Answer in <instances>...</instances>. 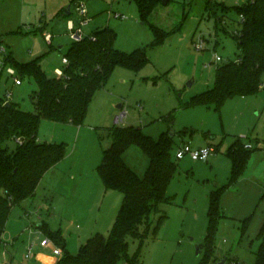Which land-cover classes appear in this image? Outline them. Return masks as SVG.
I'll return each mask as SVG.
<instances>
[{"label": "rangeland", "instance_id": "rangeland-1", "mask_svg": "<svg viewBox=\"0 0 264 264\" xmlns=\"http://www.w3.org/2000/svg\"><path fill=\"white\" fill-rule=\"evenodd\" d=\"M77 1L0 0V63L8 53L19 61L38 58L47 75L57 76L56 68L64 69L62 58L73 42L68 18L78 22L80 17ZM85 1L91 17L87 35L110 27L116 33V48L126 52L146 48L150 61L138 71L115 67L95 93L83 124L41 121V142L64 143L67 155L45 173L34 196L12 206L0 264H46L45 259L58 255L38 225L42 220L56 229L66 225V247L72 253L95 233L109 234L123 193L106 188L97 168L104 148L112 142L109 129L114 125L140 126L155 139L173 132V158L179 164L168 185L171 202L161 205L167 219L142 244L129 237V253L140 248L143 264H212L215 257L224 256L229 258L227 264L232 260L253 264L264 224V86L255 93L231 96L220 106L190 104L195 95L214 85L218 64L238 58L234 33L242 23L236 6L246 0H170L159 5L147 22L133 0ZM109 9L127 17L110 18ZM151 24L176 30L163 44L151 47ZM44 32L54 35L53 44ZM216 56L222 60L216 61ZM36 89L33 76H24L17 85L6 69L0 74V97L12 92L9 99L24 110H34ZM115 115L120 120L114 124ZM238 141L252 144L253 149L239 179L223 192L221 207L227 216L219 220L209 257L205 240L209 195L230 182L228 150ZM7 143L15 146L14 140ZM185 144L193 149L212 146L213 151L206 160L194 159L190 153L178 158L176 153ZM124 158L140 176L145 175L149 157L139 145L129 146ZM251 215L249 228L242 232V221ZM37 235L35 256L27 258L26 249Z\"/></svg>", "mask_w": 264, "mask_h": 264}, {"label": "trees", "instance_id": "trees-1", "mask_svg": "<svg viewBox=\"0 0 264 264\" xmlns=\"http://www.w3.org/2000/svg\"><path fill=\"white\" fill-rule=\"evenodd\" d=\"M133 1L145 22L162 4V0ZM236 8L242 15V29L234 33L240 54L235 60L218 64L214 85L195 95L190 104L220 106L231 96L255 93L264 86V0H246ZM151 27L154 32L151 47L163 44L176 30L169 31L156 24ZM115 38L112 28L103 27L82 40H73L65 53L69 63L64 66V74L54 77L47 75L38 58L19 61L11 53L6 54L5 62H10L21 78L33 76L37 89L32 95L34 110H24L0 97V247L12 206L34 196L45 173L67 155L64 143L41 142L38 137L41 121L83 124L95 93L108 81L115 67L138 71L150 61L146 48L126 52L115 47ZM173 135L164 132L155 139L134 125H114L109 129L112 142L104 148L97 169L106 188L123 193L114 224L108 235L97 232L77 253H72L66 247L62 230L52 229L43 221L40 226L44 233L62 250L54 264H143L140 248L129 253L128 238L138 239L142 244L151 231L158 232L168 217L161 205L171 202L168 185L179 165L173 158ZM17 137L22 138L21 143L16 141ZM9 140L15 141L14 147L9 146ZM133 144L139 145L149 157L144 176L125 161L124 153ZM252 149L241 141L231 145L228 150L231 180L209 195L205 237L209 257L214 252L219 220L225 217L221 207L223 192L239 179ZM251 219L252 215L242 221V232L249 228ZM259 238L261 243L253 264H264V224ZM217 258L212 262L218 261ZM237 264L245 263L237 261Z\"/></svg>", "mask_w": 264, "mask_h": 264}, {"label": "built area", "instance_id": "built-area-1", "mask_svg": "<svg viewBox=\"0 0 264 264\" xmlns=\"http://www.w3.org/2000/svg\"><path fill=\"white\" fill-rule=\"evenodd\" d=\"M76 10H77L78 15L80 16L79 20H78V22H76L72 18L69 19L68 20V29L70 31L71 38L73 40H75V41H79V40H82L85 37L89 36V35L86 34L85 27L90 24L91 17L89 16L87 2L85 0H78L77 1ZM108 14H109L110 18L114 17V18H118V19H124V18L127 17V15L125 13L120 12V11H116V10H113V9H109L108 10ZM44 37H45V39H46V41L48 43H52L53 34H51L50 32H44ZM196 47L203 48V45L201 43H197ZM3 50H4V48H3ZM62 60H63V63L65 65L69 63V59L66 56H64L62 58ZM220 60H222V58L220 56H216V61H220ZM4 69H6L8 74L13 78L15 84L19 85V84L22 83V78L19 75L17 69L13 65H10V66L7 67L6 66V62L0 63V74L4 71ZM56 73L59 76L63 75L64 74L63 68L62 69L61 68H57L56 69ZM11 95H12V92L9 91L7 93V97L5 98V100L8 101ZM122 115H124V113H122ZM118 120H120V117H119ZM16 141L21 143L22 142V138L21 137H17ZM245 145L248 148L252 147V144H245ZM212 151H213V147L212 146L202 147V148H199V149H193L189 144H185V145L180 146V148L178 149V151L176 153V156L178 158H181L186 153H190L191 156L194 159L206 160L209 157V155L212 153ZM57 252H58L59 255L62 254V250L58 246H57ZM31 254H32V247L30 246L28 251H27V253H26V256L29 257ZM230 264H237V261L232 260L230 262Z\"/></svg>", "mask_w": 264, "mask_h": 264}, {"label": "crops", "instance_id": "crops-1", "mask_svg": "<svg viewBox=\"0 0 264 264\" xmlns=\"http://www.w3.org/2000/svg\"><path fill=\"white\" fill-rule=\"evenodd\" d=\"M69 7L71 8V5H69L68 8H69ZM87 7H88V6H87ZM70 11H71V9H70ZM70 13H71V12H70ZM70 13H69V14H70ZM67 14H68V13H67ZM69 19H71V18H68V20H69ZM53 39H54V35H53ZM52 42H53V41H52ZM49 44H51V43H49ZM52 44H53V43H52ZM63 47H64V46L62 45L61 48H63ZM64 56H65V55H64ZM64 56H63V57H64ZM62 61H63V60H62ZM57 68H61V67H57ZM57 68H56V69H57ZM61 69H62V68H61ZM9 100H10V99H9ZM118 119H119V116H118V115H115V116L113 117V122H114V124L117 123V122L119 121ZM60 162H61V161H60ZM60 162H59V163H60ZM59 163H58V164H59ZM58 164H56L55 167H56ZM51 170H52V168L49 170V172H50ZM47 173H48V172H47ZM47 173H46V174H47ZM46 174H45V175H46ZM45 175H44V176H45ZM59 205L61 206V204H59ZM226 216H227V215H225V217H226ZM41 220H42V219H41ZM43 221H44V220H42L41 222H39L38 225L40 226L41 223H42ZM49 226H50V225H49ZM65 226H66V225L62 223V226L58 227V228H60V229L62 230V233H63L64 236H66V235H65L66 230H64V229H65ZM50 227H51L52 229H56V228H57V226H50ZM46 237H47V236H46ZM65 239H66V237H65ZM37 240H39V235L35 236L34 239H32L30 245H29L28 248L26 249V253H27L29 247H30V246L32 247V254H31L29 257H27V256L25 255L27 258H31L32 256H35V255H34L35 253H33V252H34V247H35V245L37 244ZM47 240H48V242H52V244H54V246L57 248V245H56L55 243H53L52 240H50L49 238H47ZM59 257H60V255L58 254V255H54V257L51 258V259H49V260H48V259H45V260H47V261H46V262H47L46 264H54V263L58 260ZM40 262H41V261H40ZM38 264H39V262H38Z\"/></svg>", "mask_w": 264, "mask_h": 264}, {"label": "water", "instance_id": "water-1", "mask_svg": "<svg viewBox=\"0 0 264 264\" xmlns=\"http://www.w3.org/2000/svg\"><path fill=\"white\" fill-rule=\"evenodd\" d=\"M168 2H169V0H162V4H167ZM66 12L69 14L70 13V9H68ZM171 134H174V133L172 132ZM200 252H201V249L199 248L198 253H200ZM212 264H227V257L224 256V257H222L221 259H219L218 261H216V262H214Z\"/></svg>", "mask_w": 264, "mask_h": 264}]
</instances>
